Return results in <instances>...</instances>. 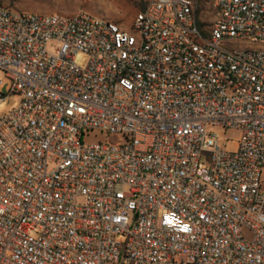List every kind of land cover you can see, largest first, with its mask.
<instances>
[{"label":"built area","instance_id":"built-area-1","mask_svg":"<svg viewBox=\"0 0 264 264\" xmlns=\"http://www.w3.org/2000/svg\"><path fill=\"white\" fill-rule=\"evenodd\" d=\"M0 69V264H264V0H0Z\"/></svg>","mask_w":264,"mask_h":264},{"label":"rangeland","instance_id":"rangeland-1","mask_svg":"<svg viewBox=\"0 0 264 264\" xmlns=\"http://www.w3.org/2000/svg\"><path fill=\"white\" fill-rule=\"evenodd\" d=\"M6 5L34 14H53L60 13L71 15L78 11H86L92 15L107 18L121 25L125 30L133 29V23L137 14L141 11L135 2L130 0H2ZM89 62L85 53H79L76 56V64L85 68ZM0 79L4 81L2 91L9 93L12 81L6 73L0 69ZM22 98L17 93H13L8 99L0 105V116L8 115L13 109L17 108ZM221 134L222 143L227 144V150L238 151L241 133L237 131L224 132L216 130ZM115 137H109L108 142L112 143ZM264 184V170L262 174Z\"/></svg>","mask_w":264,"mask_h":264},{"label":"trees","instance_id":"trees-1","mask_svg":"<svg viewBox=\"0 0 264 264\" xmlns=\"http://www.w3.org/2000/svg\"><path fill=\"white\" fill-rule=\"evenodd\" d=\"M130 1L135 2L141 11H144L147 7V0H130Z\"/></svg>","mask_w":264,"mask_h":264}]
</instances>
